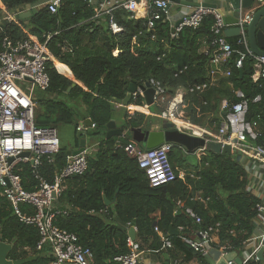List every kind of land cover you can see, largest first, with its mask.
<instances>
[{
	"label": "trees",
	"instance_id": "16d2710c",
	"mask_svg": "<svg viewBox=\"0 0 264 264\" xmlns=\"http://www.w3.org/2000/svg\"><path fill=\"white\" fill-rule=\"evenodd\" d=\"M0 3L4 7L0 9L3 35L14 43L25 41L29 36L46 43L51 55L65 64L82 85H73L48 62V87L45 91H34L35 126L57 130L60 125H70L77 145L83 136L76 128L84 126L86 119L94 124L91 128L84 126V137L90 145H96V151L88 156L86 173L67 180L61 195L53 201V211L58 212L53 225L75 234L78 245L92 252L94 264H117L115 257L129 253L130 227L135 228V252L165 250V264H179L177 260L185 264L194 259L198 264H209L206 256L184 242L197 240L198 233L208 227L214 229L212 236L216 240L209 243L211 249L241 253L254 234L255 222L260 216L257 205L262 201L250 190L239 151L225 155L206 151L198 158L195 153L175 147L169 154L175 180L152 188L137 160L124 150L129 137L124 141L106 140L104 131L114 117L115 104L143 105L140 97L128 94L129 86L141 89L155 80L163 93L151 107V113L161 114L175 95L181 93L185 116L191 123L212 132H217L225 119L221 102L226 100L232 105L238 101L235 92H242L249 103L246 121L258 125L259 136L248 144L264 147V84L253 81L252 60L246 59L240 69L235 68L238 53L243 51L236 44L237 38H227L234 50L226 63L230 76L218 79L203 92H192V88L208 81L209 63L216 48L212 44L215 37L211 32L214 22L211 16L203 18L198 27H183L171 37L170 24L164 15L148 29L147 18L136 20L122 8L96 20V7L81 0H64L55 15L41 7L30 11L26 18L10 20L7 18L20 15L26 5L37 1L0 0ZM111 19L120 28L119 33L111 32ZM85 42L98 47L86 52ZM204 43L209 46L205 54L201 51ZM116 50L119 53L114 56ZM256 96H261V100L255 103ZM124 118L125 128L142 132L148 131L155 120L168 123L142 113L131 117L126 113ZM169 129L175 127L172 125ZM140 150L146 149L141 146ZM66 151L61 145L59 153L50 160L41 159L37 173L47 183H52L54 176L65 167ZM185 153L194 155L195 163L188 164ZM17 174L26 191L38 189L39 181L34 178L30 164H20ZM1 192L0 189V242L12 247L7 258L30 259L23 264H51L53 257L48 245L36 250L37 228L20 222ZM105 201L113 203L107 206ZM20 208L26 216L34 214L30 206ZM187 209L200 217V224L187 215ZM155 228L167 237L171 248L163 247ZM170 231L179 234L171 236ZM243 264H264V258L256 261L251 257Z\"/></svg>",
	"mask_w": 264,
	"mask_h": 264
},
{
	"label": "built area",
	"instance_id": "2783aa9c",
	"mask_svg": "<svg viewBox=\"0 0 264 264\" xmlns=\"http://www.w3.org/2000/svg\"><path fill=\"white\" fill-rule=\"evenodd\" d=\"M37 4L46 7L48 12L55 15L64 0H36ZM263 3L264 0H256ZM91 3V1H87ZM168 0H153L148 6L147 27L152 29L154 21H158L164 15L167 19ZM139 1L128 0L126 3L117 5L136 14ZM111 10L105 11V15H110ZM253 11L249 13L238 12L237 27L240 34L236 44L242 47L243 51L238 53L235 61V68L240 69L246 59L253 61L254 82L261 81L264 84V57L254 55L249 47L245 32V27L251 19ZM211 16L213 25L211 32L215 39L213 51L209 63L208 81L197 85L191 89L195 92H203L215 85L214 80L219 72L223 76L229 77V69L226 68L227 60L234 50L224 35L228 26L223 23L222 17L216 10L209 8H195L188 16H182V23L176 28L175 33L183 27L196 28L203 18ZM7 19L12 20L13 17ZM109 28L112 33H119L121 30L111 19ZM174 33V34H175ZM52 60V56L46 47V43H40L35 37L22 42L14 43L7 35H3L0 29V189L1 195L11 205L14 215L20 222L27 225H34L39 234V241L36 250L40 251L45 245L51 250L53 261L51 264H94L92 252L88 248L78 245V238L75 234L59 229L53 225V220L58 212L53 211V201L58 198L65 188L67 180L73 177L84 175L88 168L89 151L85 148L83 152L76 156H67L66 165L54 176L52 183H47L37 173L42 158L51 159L60 151V139L57 130L53 128H37L34 124L35 97L34 91H45L49 84L46 72V65ZM154 89V103L162 95L163 89L159 82L150 80L148 82ZM134 98H143L142 90L138 89L133 94ZM237 102L229 105L223 100L220 109L225 112V119L217 132H212L206 128L197 126L189 120L182 111V94L177 93L168 103L166 109L157 115V118L171 123L176 130L189 135L190 137L203 139L206 142H218L222 145H230L231 151H239L244 156L259 161L264 165V147L260 145H250L249 141H255L259 136L257 123L246 121L248 113V101L242 92L236 91ZM261 96H256L253 102H259ZM94 127V126H93ZM85 128L81 124L76 128L80 133ZM235 140L236 144L232 141ZM177 146L171 143H163L150 150L133 149L131 146L125 148L133 158L137 160L149 186L152 188L162 187L175 180V173L169 160L170 152ZM28 153L27 157H20L22 153ZM204 149H198L195 154H203ZM12 159V162H8ZM20 164H30L33 169L34 178L39 181L38 189L26 191L21 183V178L17 174V167ZM251 190V189H250ZM55 196V199L53 198ZM27 205L33 208L34 214L26 216L21 211V206ZM259 215L264 214V205H257ZM187 215L194 219L196 224L201 223L200 217L191 210H186ZM160 239L163 247L171 248V242L157 228L154 230ZM214 229L208 227L198 233L197 240L185 239L184 242L202 256H207V245L213 241ZM258 249H263L264 258V232L258 237ZM127 245L129 253L114 258L117 264H140L139 253H136L133 242L128 238ZM226 254V253H221ZM254 260H258L253 254ZM172 264H177L176 262Z\"/></svg>",
	"mask_w": 264,
	"mask_h": 264
},
{
	"label": "water",
	"instance_id": "95a60500",
	"mask_svg": "<svg viewBox=\"0 0 264 264\" xmlns=\"http://www.w3.org/2000/svg\"><path fill=\"white\" fill-rule=\"evenodd\" d=\"M230 7L232 9V16H226L222 13L218 12V14L222 17L223 23L226 26H232L230 29L225 30L224 35L226 38H234L238 37L240 34V29L237 27L238 22V12L251 10L253 9L251 19L249 23L245 27L248 47L250 51L259 57H264V4L258 5L254 7L255 0H229ZM184 4L178 0H170L167 6V11L170 9L172 4ZM194 8H209L216 9V6L210 4H195ZM29 16V13H24L20 15H15L13 17L14 20L22 19ZM182 23V19L177 21L175 25L171 28V34L175 33L176 28ZM141 90L144 93L145 103L147 107H151L154 105V89L147 82ZM136 91V88L133 85L129 86L128 92L133 94ZM85 128H91L94 124L86 119L83 122ZM172 125L170 123H164L161 125L158 130H148L142 132L140 129H131V138L132 140L140 146H143L146 150L154 149L160 146L163 143H171L177 147L183 148L188 153H194L198 149H204L207 152L214 154H229L231 153L230 145H222L218 142H206L203 139L190 137L187 134H184L176 129L170 130L169 128ZM105 131V139H110L111 137H122L124 130H117L115 124L112 120L108 122V124L104 127ZM82 136H85V133H81ZM233 144H236V141H232ZM86 148V140L85 138L79 139L78 148L71 151H66V156H76L83 152ZM28 153H22L20 157H27ZM8 162H12V159H9ZM55 199V196H53ZM108 204V202H105ZM133 217H135V213L133 212ZM179 233L176 231H170V235H178ZM128 237L133 242L135 240V229L130 227L128 229ZM12 250L11 245L0 242V264H23L24 262L29 261L30 259L25 260H17L12 261L7 258L9 252ZM208 254L206 256V260L209 264H242V261L236 257V253H226L221 254L216 249H211L207 245ZM263 249L260 248L256 253V257L258 260H262Z\"/></svg>",
	"mask_w": 264,
	"mask_h": 264
},
{
	"label": "crops",
	"instance_id": "0c3cea01",
	"mask_svg": "<svg viewBox=\"0 0 264 264\" xmlns=\"http://www.w3.org/2000/svg\"><path fill=\"white\" fill-rule=\"evenodd\" d=\"M81 1L86 2L88 5L96 7L97 12L94 16V19L99 20V19H102V17L105 15L104 14L105 11L111 10V9L113 11V10L117 9V5L126 3L128 0H89V1H91V3H88L87 2L88 0H81ZM138 1H139L138 11L136 12V14L133 15V18L136 20L146 18L147 11H148L147 8H148L150 2L153 0H138ZM168 1H170V0H168ZM178 1H180L184 4L182 5V4H174L173 3L171 5L170 9L168 10L167 21L170 24V30L175 25V23L182 18V16H188L194 11L195 8L193 7V5H195V4L206 3V4L214 5V6H216L215 10L222 13L223 15H226V16H232L233 15L229 0H178ZM261 4H264V2L258 3L255 0L254 7H257L258 5H261ZM41 7L42 6H39L37 3L33 4V5H26L21 14L29 13V15H30V11L37 10ZM0 9L4 10V7L1 3H0ZM250 11H253V9L245 10L242 12L243 13H249ZM231 27L232 26H228L227 29H230ZM176 33L171 34V31H170L171 37L175 36ZM234 38H237V37H234ZM234 38H229V39H234ZM96 47H98V46L92 45L91 43L89 44L88 42L84 43V48H85L86 52L93 51L96 49ZM63 49L70 52V49H68V48H63ZM208 49H209V46H207L205 43L202 44V50L201 51L204 54L207 53ZM118 53L119 52L116 50L113 52V55L117 56ZM51 62L54 64V68L56 69V71L60 75H63L66 78H68L73 83V85H78V86L82 87L81 83H79L78 81H76L72 77V73H71L70 69L65 64L57 62V60L53 56H52ZM256 76H257V73H255L254 78ZM222 77H224L223 73L219 72L217 74L215 80H214V84H216L218 79H220ZM135 88H136L135 92H137L138 89H140L138 87H135ZM128 94L133 95L129 92H128ZM141 99L143 102L142 106H137V105L124 106L121 104H115V114H114V117L111 119L114 122L117 130H120V129L124 130L122 137H120V138L111 137V138L124 141V140L128 139L127 138V136H128L129 140L127 141V147L131 146L133 149H136V150L137 149L140 150L141 146L132 140L131 132H130L131 129L125 128V118H124L125 114L127 113L128 116L131 117L135 113H143L145 115L157 117V114H153L150 112V109L152 106L151 107L146 106L144 93H143V98H141ZM150 129L158 130L159 128L157 126H154L153 128H150ZM82 132L85 133L86 131L84 130ZM82 132H80L78 134L81 135ZM81 138H85L86 149L89 151L90 154H93L96 151V145L95 144L90 145L88 143L86 137H84V136ZM118 145L120 147L121 143L119 142ZM77 148H78V144L75 145L74 137H73L72 147H70L67 151L75 150ZM126 153L128 154V156L133 158V156H131L128 152H126ZM202 155L203 154H195V156L198 158L201 157ZM241 159H242V163H243L244 167L247 170L250 189L256 196L260 197V199L264 205V165L259 161H253L252 159L248 158L247 156H244L243 154H242ZM181 173L183 174V172H181ZM112 203L108 202V204H106V203L105 204L107 206H109ZM255 224H256V228H255L254 234L252 235L251 239L248 240L247 243L244 245L242 252L241 253L234 252V253H236V257L242 261V264L244 263L245 260L251 258L253 254L256 255V253L259 250L258 249V246H259L258 237L264 232V214L260 215L257 218ZM213 241L216 242L215 239ZM162 251L164 252L165 250H162ZM163 252H157V253L142 252V253H140L139 254L140 264H165L167 262V259L163 255ZM219 252L222 253V251H219ZM177 261H179V264H181L180 260H177ZM176 263L178 264V262H176ZM185 264H198V262L196 259H194V260H192L188 263H185Z\"/></svg>",
	"mask_w": 264,
	"mask_h": 264
},
{
	"label": "rangeland",
	"instance_id": "374dc122",
	"mask_svg": "<svg viewBox=\"0 0 264 264\" xmlns=\"http://www.w3.org/2000/svg\"><path fill=\"white\" fill-rule=\"evenodd\" d=\"M152 117H154V116H152ZM162 124H164L162 121L155 120L151 124L150 128H153L154 126H157L160 129ZM149 130H151V129H149ZM57 135H58V137L60 139V146L63 145V147H65L67 150L70 147H72L73 137H74V128L72 126H70V125H60L57 128ZM184 156H185L186 161H187L188 164L195 163V160H194V157H193L194 155L185 153Z\"/></svg>",
	"mask_w": 264,
	"mask_h": 264
}]
</instances>
